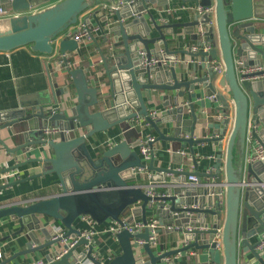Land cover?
<instances>
[{
  "label": "water",
  "instance_id": "obj_1",
  "mask_svg": "<svg viewBox=\"0 0 264 264\" xmlns=\"http://www.w3.org/2000/svg\"><path fill=\"white\" fill-rule=\"evenodd\" d=\"M94 1L0 0V8L5 10V16L0 15V50L29 45L38 52L58 53L71 79L70 85L56 88L50 77V93L43 90L23 96L18 107L0 110V155L3 150L15 153L19 149L25 152L35 149L37 155L11 167L30 162H37L40 167L32 175L0 184V189L47 176L61 187L59 192L31 201L0 206V219L10 217L19 223V229L10 236L28 231V247L14 257L56 246L47 255V264H82L85 259L93 264H176L170 258L172 255L195 247L206 250L209 257L200 255L194 264H239L241 251L245 264H264V249L258 248L264 240V156L255 161L246 156V160L243 158L239 163L234 160L237 140L245 148L248 135L264 147V14L260 12L261 4L257 0H193L197 6L213 5L214 14L197 11L191 21L171 23L158 21L153 11L168 0H124L119 8L112 10L116 20L106 15V19L113 21L108 28L113 34V43L107 54L101 51L104 75L94 77L93 82L89 77L90 66L70 64V59L76 56L74 53L80 50V43L66 32L78 23L81 13ZM124 18L129 20L125 22ZM212 18L215 25H210ZM178 26L187 27L200 44L199 50L189 53L200 56L203 66L209 69L206 75L179 78L175 67L179 50L169 48L165 34L173 33V28ZM92 36L100 46L95 35ZM103 37L104 41L109 40L107 31ZM162 44L165 52L161 51ZM217 44L225 71L215 85L213 80L218 73L212 61H218ZM205 46L210 48L205 49ZM152 58L158 62L146 63ZM162 59L168 64L163 65ZM236 60H241L243 67L262 65L263 69L244 73L242 76L246 78L240 81ZM156 90L167 92L163 96L166 107H175L167 108L164 114L154 118L147 97ZM180 97L189 101L191 120L184 118L185 106L180 104ZM196 97L201 98L204 108L208 105L207 98L217 103L214 109L222 114L218 122L211 124L212 134L206 137H195L198 114L193 99ZM231 106L234 108L232 127L229 125ZM139 117L155 129L156 141H173L174 150L180 144L188 145L195 169L155 165V155L146 165L135 149L137 144L126 138L107 147L95 142L96 149L92 151L89 143L93 137ZM169 121L177 123L173 134L163 132L159 126L160 122ZM47 125L58 126L59 134L47 137L42 132ZM22 129L25 142L9 146L7 139H14L17 130ZM35 131H41V137L29 139ZM182 131L186 135H181ZM227 135L225 159L220 153L209 170H200L194 144L212 141L223 149ZM38 144H42V149ZM144 166L152 172L149 182L132 183L130 180L140 173L138 168ZM157 181L163 183L164 190L149 194V188ZM148 208L155 209L160 223L163 217H170L167 223L173 230L182 232L183 246L155 252L150 227L135 232L124 227L115 234L121 253L104 262L93 255L94 244L75 225L82 215H89L98 224L110 220L132 223L136 216H141L146 224ZM45 218L57 222L59 228L54 224V229L63 234L53 238L52 228L44 224ZM193 223H198L199 227L189 230ZM38 231L45 236L44 242L38 237ZM156 231L159 234L161 229ZM200 237H205L202 242H199ZM70 238L78 240L70 246ZM139 239L144 240L141 247L149 255L147 260L135 248ZM84 245L87 247L79 251ZM58 255L60 257L56 258Z\"/></svg>",
  "mask_w": 264,
  "mask_h": 264
},
{
  "label": "crops",
  "instance_id": "obj_2",
  "mask_svg": "<svg viewBox=\"0 0 264 264\" xmlns=\"http://www.w3.org/2000/svg\"><path fill=\"white\" fill-rule=\"evenodd\" d=\"M112 1L114 0H95L93 4H91L81 13L78 23L72 27L76 28L79 23H86L91 26H101L98 32H94V35L100 46H97L96 42L93 40V36L85 38V40L80 43V50L74 53L76 56L73 59H70V64H72V66H90L92 73L90 72L89 77L93 82L94 77L101 78L104 75L101 51H104V53L107 54L111 44L113 43V34L108 31V28L113 22L111 19L116 20V14H114L112 10L101 9L99 5ZM257 1L261 4L259 6L260 12L264 14V0ZM197 7L198 6L193 0H168L167 3L157 5L153 11L157 20L160 22L180 23L193 20L197 12ZM4 13H0V15L5 16ZM106 15H108L109 18L111 17V19H106ZM148 19L150 21L149 16ZM128 20V18H124L125 22ZM213 25H215V23ZM196 28V30H198V27ZM173 29V33L166 32L165 34L169 48L171 50H179L178 60L175 62V67L177 69L179 78L188 79L194 76L206 75L209 69L207 66H203V61L200 56H194L189 53L190 51H193V45H198L200 49V44H198L197 41L192 38V34L187 30V27L178 26L174 27ZM104 31H107L108 33V41H104ZM154 33L157 34L155 30ZM204 38L205 36L203 35V40ZM215 38H218L217 31H215ZM217 48L218 60L222 61V54L219 44H217ZM181 50L186 51L184 52ZM161 51L165 52L164 44H162ZM162 60L163 65L168 64V61L165 59ZM214 62L215 61H212V65ZM221 76L222 74H217V76L214 78L213 82L215 85H218V80ZM50 77L53 79L56 88H59L65 84H71V79L66 74V66L63 65L61 55L58 53L51 55L38 52L32 49L29 45L18 46L11 50H0V110H8L18 107L20 98L23 96L34 94L43 90H48L50 93ZM196 86L198 88L200 85L197 84ZM71 90L74 92L72 88ZM166 94L167 92L165 91H151V96L147 97V104L150 108V111L157 110L160 112L159 116H161L166 112L167 108L175 107V105L166 107L163 104V96ZM66 95L67 94H65V96ZM207 100L208 105L204 108L201 105L200 97L193 99L194 108L198 114V121L195 126V137L197 138L211 135L213 130V128H211V124L218 122L222 118L221 112L214 109V106L217 103H211L209 98H207ZM179 102L185 106L184 118L186 120H191L192 114L188 99L186 97H180ZM229 112L231 114V122L229 125L232 127L234 116L233 106H231ZM145 122L146 121H142V118L139 117L133 119L131 123L117 125L107 132L100 133L98 136L93 137L94 139L90 140L89 146L92 151H94L96 149L95 142H97L98 145L107 147L108 145L115 143L120 139L126 138L128 141L136 143L137 145L135 146V149L139 151V138L141 134H152L155 137L157 136L155 129ZM189 123L190 122H187V124ZM176 125L177 123L175 121L159 123L162 131L167 134H173ZM23 133V129L17 130V134L15 135L14 139L8 138L7 141L9 146H16L17 144L25 142ZM181 135H186V132L182 131ZM40 137L41 131H35L34 136H29V139L33 140ZM227 138L228 135L223 140V149H221L220 146L215 145L212 141L194 144L200 170H209L212 163L216 161L217 156L220 153L223 155V160L225 159ZM257 143L258 142L253 140V138L250 136V138L247 140V146L245 145L244 148L243 145L240 144L239 140H237L234 146L235 162L239 163L243 158L245 159V156H248L252 147ZM173 145V141L170 140H155L156 150L154 153V164L175 169H195L189 146H182L181 144H178L179 146L174 150ZM38 146H40L39 148L42 149V144H38ZM37 154L38 153H36L35 149H31L30 151L26 152L22 149H19L15 153L6 152L3 150L2 155H0V184L19 178H24L25 176L38 172L40 167L37 166V162H30L28 164L14 168L11 167L16 166L15 164L19 162L29 160L31 157ZM151 174L140 172L137 178L131 179L130 181L132 183L138 182L147 184L150 180L149 178ZM167 175L171 176L172 174L168 173ZM3 176H8L5 182H3ZM154 185L156 190L163 191L165 188L163 187V183L161 181L155 182ZM60 190L61 187L56 184L50 176L23 180L14 185L0 189V206L11 202L23 203L25 201H31L39 196L56 193ZM147 212L149 219L152 217H156L158 219V228L161 229L158 234L157 245L152 246L155 252H162L183 246V234L181 231L173 230L172 227H170V225L167 223L170 218L168 215L166 218L163 217V222L160 223V216L155 211V209L148 208ZM194 215L195 214H193V216ZM139 220H141V216H136L134 221ZM44 224L46 227L52 228L51 230L53 231V234L57 232V229H54V224H57L56 226L59 228V224L51 218H45ZM110 224H113L111 220L102 224H98L93 219H89L84 215L80 216L75 223V225L80 227L83 232H93V255L102 259L104 262H108L115 255L121 253V247L115 234H113L111 231L105 230V228ZM19 227L18 221L12 220L10 217H4L0 219V245L3 246V255L0 258V264H26L29 261L38 258L45 259L47 264V255L54 248H56V246L38 248L36 250L28 251L14 257L15 253L28 247L27 242L29 241V236L27 229H25L22 233L10 236L13 234V232L18 230ZM192 227L193 229L197 228L199 227V224L193 223ZM37 233L41 242H44L45 236L43 233L41 231H38ZM5 236L10 237L4 239ZM204 238L200 237L199 242H202ZM86 247L87 246L85 245L80 246L78 250L81 251ZM191 251H195V253L191 254ZM139 255L145 258V260L149 258L148 253L143 247H140ZM200 255L204 258L209 257V254L206 250L192 247L189 250H184L172 255L170 258L175 260L176 264H194L199 260L198 258ZM72 259L73 258H71V260ZM85 261H87V259L81 261V263L83 264ZM239 264H245L244 259L242 258V251L240 254Z\"/></svg>",
  "mask_w": 264,
  "mask_h": 264
},
{
  "label": "built area",
  "instance_id": "obj_3",
  "mask_svg": "<svg viewBox=\"0 0 264 264\" xmlns=\"http://www.w3.org/2000/svg\"><path fill=\"white\" fill-rule=\"evenodd\" d=\"M124 3V0H118L116 3H103L100 4L99 7L101 9L104 10H114L116 8H119L122 4ZM214 6H208V7H204L202 5H199L197 7V11L198 13H203L205 11L210 12L212 15L214 14ZM5 10H3L2 8H0V13H4ZM214 24V18H212L210 20V25ZM101 26L100 25H96V26H91L89 24L86 23H79L77 25L76 28H70L67 32L66 35L70 36V37H74L79 43L83 42L85 40V38L91 37L92 34H94V32H98L100 30ZM75 30V31H74ZM206 47V46H205ZM210 46H207L206 49H209ZM199 49L198 45H193L192 46V50L193 51H197ZM158 62V59H151L150 61H147L146 63L148 64H155ZM213 68L217 71L218 74H223L225 71V64L223 61H215L214 64L212 65ZM236 69H237V75H238V79L241 81L243 79H245L246 77L242 76L244 73H250V72H254L257 70H261L263 69L262 65H256V66H249V67H243L242 66V61L241 60H236ZM264 76V75H262ZM150 114L152 117H158L160 112L157 110H151ZM142 121H144L142 119ZM146 124H149L148 122H145ZM60 132V128L58 126L55 125H47L45 127H43V133L47 136V137H51V136H55L58 135ZM250 138V135H248V139ZM155 139L156 137L152 134H148V135H143L141 134L140 138H139V153L142 156V161L144 164H148L149 161L151 160L152 156L155 153L156 147H155ZM264 156V147L257 143L255 144L250 153L248 154L247 159L250 161H255L258 160L260 158H262ZM139 172H143V173H147V174H151V171L147 169L146 166L144 167H139L138 168ZM8 178V176H3V182H5V180ZM190 178L195 179L194 176H190ZM148 193L151 195H155L157 193V190L155 188V185L151 186L148 190ZM89 219H92L89 215H84ZM150 227L151 228V245L155 246L157 245L158 242V232L156 231V229L158 228V219L156 217H152L151 219H149V221L145 224L142 222V220L139 221H134L132 223H127L126 220H124V223H118V222H113V224L108 225L105 230L107 231H111L113 234H116L117 232H119L121 229H123L124 227H127L131 232H135L138 230L143 229L144 227ZM189 230H192L193 227L189 226L188 227ZM57 232H55L53 234V238H57L59 236H61L63 234V232H61L59 229L56 230ZM87 238H89L90 242L93 243V232H87V233H83ZM78 238H74L68 240L69 245H73L77 242ZM138 245L135 246L136 250L139 252L140 247L143 245L144 240L143 239H139L137 240ZM259 249H264V240H262L259 245H258ZM64 252L66 251V249L63 250ZM195 253V251H191L190 252ZM3 255V246L0 245V258ZM60 255H58L56 258H59ZM26 264H46V260L43 258H38L32 261H29ZM83 264H93L92 261H85Z\"/></svg>",
  "mask_w": 264,
  "mask_h": 264
}]
</instances>
